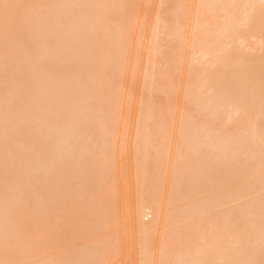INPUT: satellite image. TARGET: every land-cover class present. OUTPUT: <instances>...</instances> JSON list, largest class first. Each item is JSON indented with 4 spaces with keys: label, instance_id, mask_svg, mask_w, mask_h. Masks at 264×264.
Wrapping results in <instances>:
<instances>
[{
    "label": "bare ground",
    "instance_id": "6f19581e",
    "mask_svg": "<svg viewBox=\"0 0 264 264\" xmlns=\"http://www.w3.org/2000/svg\"><path fill=\"white\" fill-rule=\"evenodd\" d=\"M0 264H264V0H0Z\"/></svg>",
    "mask_w": 264,
    "mask_h": 264
}]
</instances>
